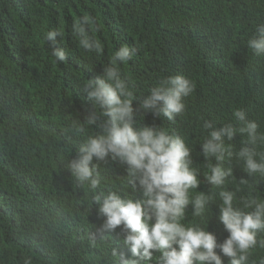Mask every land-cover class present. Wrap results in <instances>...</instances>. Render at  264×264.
Here are the masks:
<instances>
[{"label": "trees", "instance_id": "trees-1", "mask_svg": "<svg viewBox=\"0 0 264 264\" xmlns=\"http://www.w3.org/2000/svg\"><path fill=\"white\" fill-rule=\"evenodd\" d=\"M84 15L95 19L90 35L102 45L99 55L69 41L78 40L73 24ZM260 25L264 0H0V264H25L26 259L81 264L90 258L115 264L111 251L106 253L108 236L95 244L88 238L94 193L77 186L68 165L87 134L101 133L99 110L82 87L102 74L121 46L136 49L117 68L137 97L169 76L194 82V92L184 99L186 111L175 122L145 113L138 102L132 107L137 123L185 138L199 175L206 169L210 173L211 164L200 147L205 119L236 124L233 112L243 109L264 132V56H256L247 44ZM52 30L62 33L56 47L64 46L66 62L57 63L44 41ZM65 43L83 52L79 59ZM45 60L50 64L44 68ZM89 118L96 122L84 136L70 131L74 120L84 124ZM235 136L243 141L239 133ZM225 144L233 150L224 163L232 167L235 180H229L253 192L260 180L248 177L235 155L242 142ZM98 171L105 189L134 197L138 188L127 186L125 166L109 158ZM241 179L250 184L238 185ZM219 202L216 194L203 216L190 214L182 223L205 227L222 243L228 233L218 220ZM9 205L15 209L12 216L6 214ZM114 233L111 249L128 257L120 231ZM261 258L264 248L258 247L249 264Z\"/></svg>", "mask_w": 264, "mask_h": 264}, {"label": "clouds", "instance_id": "clouds-1", "mask_svg": "<svg viewBox=\"0 0 264 264\" xmlns=\"http://www.w3.org/2000/svg\"><path fill=\"white\" fill-rule=\"evenodd\" d=\"M95 23L93 17L84 15L73 24V33L83 50L99 55L102 45L90 35ZM61 36L59 30L44 36L57 63L68 57L62 47H56ZM247 44L256 56H264V25L257 27ZM135 53V48L121 46L102 74L87 79L82 87L102 120L101 133L87 134L68 165L77 186L86 185L94 193L93 208L87 211L89 240L95 244L108 236L112 241L117 236L114 232L120 231L128 257L111 249L109 241L106 253L111 251L115 264H224L223 258L228 264H249L251 251L264 248V132L243 109L233 112L236 124L205 119L202 128L206 136L200 147L211 164L210 173L206 169L199 175L185 138L165 127L137 123L132 107L138 102L145 113L175 122L186 111L184 99L194 92V82L183 75L169 76L158 80L147 95L137 97L117 68ZM95 122L94 118L84 124L74 120L70 131L84 136ZM238 133L243 141L235 140ZM225 141L242 142L235 155L247 176L260 180L253 192L229 180H235L232 167H224V163L233 157V150ZM109 158L125 166L127 186L133 191L138 188L133 198L103 186L98 168ZM237 184L250 183L241 179ZM216 194L220 199L218 220L228 233L222 243L205 227L182 223L190 214L203 216ZM100 228L105 235L96 234ZM254 263L264 264V258ZM25 264L31 260L26 259ZM81 264L100 263L90 258Z\"/></svg>", "mask_w": 264, "mask_h": 264}, {"label": "bare ground", "instance_id": "bare-ground-1", "mask_svg": "<svg viewBox=\"0 0 264 264\" xmlns=\"http://www.w3.org/2000/svg\"><path fill=\"white\" fill-rule=\"evenodd\" d=\"M69 41L70 42H73V43H79L78 40H69ZM66 45H68V44L65 43V47H66L67 51L70 52V53H73V56H74V58L76 60L79 59V54H81V53L83 54V52H81V51H79L77 49L75 50L74 49L75 47L70 48V47H67ZM62 47H64V46H62ZM48 64H50L49 61L48 60H45L44 63L42 64V67L45 68ZM14 213H15V209H13L11 205H9L7 207V213H6L7 216H12Z\"/></svg>", "mask_w": 264, "mask_h": 264}]
</instances>
